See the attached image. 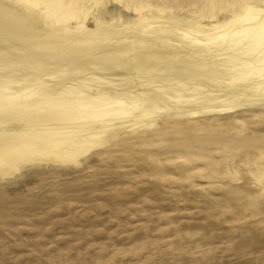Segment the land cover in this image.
Instances as JSON below:
<instances>
[{
	"label": "rangeland",
	"instance_id": "374dc122",
	"mask_svg": "<svg viewBox=\"0 0 264 264\" xmlns=\"http://www.w3.org/2000/svg\"><path fill=\"white\" fill-rule=\"evenodd\" d=\"M64 1L108 21L135 6L226 12L214 0ZM104 138L90 160L0 180V264H264V100L152 110Z\"/></svg>",
	"mask_w": 264,
	"mask_h": 264
},
{
	"label": "bare ground",
	"instance_id": "6f19581e",
	"mask_svg": "<svg viewBox=\"0 0 264 264\" xmlns=\"http://www.w3.org/2000/svg\"><path fill=\"white\" fill-rule=\"evenodd\" d=\"M214 1L223 16L135 6L108 21L78 2L0 0V180L90 160L152 110L264 100L261 1Z\"/></svg>",
	"mask_w": 264,
	"mask_h": 264
}]
</instances>
